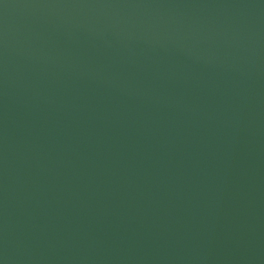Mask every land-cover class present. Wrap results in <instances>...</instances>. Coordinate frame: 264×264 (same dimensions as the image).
<instances>
[{"label":"water","instance_id":"obj_1","mask_svg":"<svg viewBox=\"0 0 264 264\" xmlns=\"http://www.w3.org/2000/svg\"><path fill=\"white\" fill-rule=\"evenodd\" d=\"M0 264H264V0H0Z\"/></svg>","mask_w":264,"mask_h":264}]
</instances>
